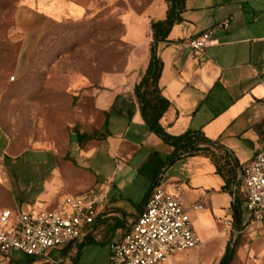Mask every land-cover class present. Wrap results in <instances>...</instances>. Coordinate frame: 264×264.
Wrapping results in <instances>:
<instances>
[{
  "label": "crops",
  "instance_id": "obj_1",
  "mask_svg": "<svg viewBox=\"0 0 264 264\" xmlns=\"http://www.w3.org/2000/svg\"><path fill=\"white\" fill-rule=\"evenodd\" d=\"M111 1L21 0V10L43 23L79 21ZM167 10L164 0H156L140 15L122 16L132 51L123 71L104 76L95 95V108L108 116V136L101 152L94 150L93 183L65 185L58 169L32 201L48 209L53 199L61 202L87 189V196L99 197L94 226L81 241L40 258L0 253V264H85L83 254L98 247L108 264L111 247L128 232L155 184L182 204L200 240L197 248L172 254L162 264H220L235 243L234 197L243 201L239 175L264 149V0H184L181 22L157 44L158 87L169 103L161 129L170 137L193 132L208 141L173 163V148L149 131L133 94L150 60V24L164 21ZM208 30L217 45L193 58L188 42ZM196 206L202 209L191 210ZM241 209L243 229L229 264H264V226L249 224L243 204ZM4 211L23 212L13 198L0 201V215Z\"/></svg>",
  "mask_w": 264,
  "mask_h": 264
},
{
  "label": "rangeland",
  "instance_id": "obj_2",
  "mask_svg": "<svg viewBox=\"0 0 264 264\" xmlns=\"http://www.w3.org/2000/svg\"><path fill=\"white\" fill-rule=\"evenodd\" d=\"M154 1L112 0L79 21L43 23L21 10V0H0V201L13 198L26 212L58 169L65 185L93 183L106 119L95 95L104 76L123 71L132 51L123 14L140 15ZM93 132L102 134L76 143V134ZM104 261L100 247L81 259Z\"/></svg>",
  "mask_w": 264,
  "mask_h": 264
},
{
  "label": "built area",
  "instance_id": "obj_3",
  "mask_svg": "<svg viewBox=\"0 0 264 264\" xmlns=\"http://www.w3.org/2000/svg\"><path fill=\"white\" fill-rule=\"evenodd\" d=\"M222 27L226 28L227 23ZM217 45L211 30L188 42L193 58ZM243 215L251 225L264 226V149L242 169ZM99 197L67 196L54 209L31 207L26 212L0 215V253L17 252L40 258L81 241L94 226ZM201 206L191 210H201ZM200 245L182 204L155 184L145 205L121 241L111 247L108 264H162L175 253ZM60 264V261L54 262Z\"/></svg>",
  "mask_w": 264,
  "mask_h": 264
},
{
  "label": "trees",
  "instance_id": "obj_4",
  "mask_svg": "<svg viewBox=\"0 0 264 264\" xmlns=\"http://www.w3.org/2000/svg\"><path fill=\"white\" fill-rule=\"evenodd\" d=\"M168 6L166 18L164 21L154 22L150 24L152 42L150 45V60L145 70L143 77L133 89V94L139 104L140 116L149 131L159 137L164 143L173 148V153L169 158V162L173 163L180 159L183 155L191 156L199 151L198 145L201 143H208L198 133L186 132L178 137H170L166 135L159 125V121L167 111L169 103L161 96L158 87V81L161 74L162 64L156 57L157 44L166 42L167 36L174 24L180 23L179 15L184 9V0H164ZM106 119L103 124L104 138L108 136L107 132V114H104ZM99 132H93L92 135L76 134L75 141L78 145H82L88 141L97 140L100 136ZM239 186V185H237ZM243 201H239L236 196L233 201V209L236 210L239 220L242 217L241 206ZM56 207V206H55ZM54 207V208H55ZM48 208V210L54 209ZM243 227H240V234L236 237L234 244L227 246L225 255L220 264H224L230 255L233 254V248L237 245L240 239Z\"/></svg>",
  "mask_w": 264,
  "mask_h": 264
},
{
  "label": "water",
  "instance_id": "obj_5",
  "mask_svg": "<svg viewBox=\"0 0 264 264\" xmlns=\"http://www.w3.org/2000/svg\"><path fill=\"white\" fill-rule=\"evenodd\" d=\"M232 233L235 237H238L240 234V220L238 218V214H237L236 210H234V213H233V231H232ZM230 258H231V255L229 256L228 260L224 264H229Z\"/></svg>",
  "mask_w": 264,
  "mask_h": 264
}]
</instances>
